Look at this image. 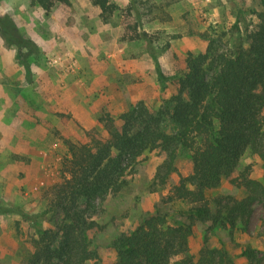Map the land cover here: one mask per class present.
Returning <instances> with one entry per match:
<instances>
[{"label":"rangeland","instance_id":"obj_1","mask_svg":"<svg viewBox=\"0 0 264 264\" xmlns=\"http://www.w3.org/2000/svg\"><path fill=\"white\" fill-rule=\"evenodd\" d=\"M113 1L119 10L103 23L88 0L55 2L48 14L34 0H0V264H24L36 226L51 227L52 213L36 223L26 217L46 208V191L61 181L64 140L85 142L84 131L92 128L105 136L99 117L108 114L120 125L118 117L139 103L156 115L173 94L172 85L161 88L157 81L148 41L131 37L144 32L152 48L167 44L157 60L172 77L185 69L189 53L205 52L203 36L221 39L222 50L237 42L246 48L255 24L251 11H263L260 0ZM236 21L239 31L233 29ZM15 38L29 44L18 45ZM163 159L160 150L143 153L126 187L106 198L94 217L102 229L90 234L100 259L87 264H114L111 242L144 217L160 213L170 225L189 222L182 211L190 204L166 199L191 174V161L177 151L175 171L165 185L152 186ZM246 166L249 178L264 187V165L249 151L236 171ZM205 196L216 213L218 199L240 201L247 192L222 178ZM201 249H224L235 264H264V198L253 203L247 221L238 217L234 226L224 216L216 223L196 220L189 253L197 259ZM245 249L249 257H239Z\"/></svg>","mask_w":264,"mask_h":264},{"label":"trees","instance_id":"obj_2","mask_svg":"<svg viewBox=\"0 0 264 264\" xmlns=\"http://www.w3.org/2000/svg\"><path fill=\"white\" fill-rule=\"evenodd\" d=\"M88 1L99 9L103 23L119 10L113 0ZM34 2L47 14L55 2L70 4L69 0ZM260 5L263 11H251L255 24L246 35V48L237 42L230 50H222L221 39L203 36L207 41L205 52L196 56L189 53L185 69L172 77L162 72L157 60V54L165 52L167 44L152 48L144 32L130 38L148 41L159 85L164 88L169 83L174 92L156 115L139 103L118 117L120 125L108 114L99 117L97 122L105 136L92 128L84 131L85 142L63 141L66 154L61 162V181L46 191V208L26 217L36 223L37 218L52 213V225L46 229L36 226L24 264L98 261L90 234L102 226L94 217L108 196L126 187L137 159L152 150L164 154L152 186L165 185L175 171L177 151L190 159L191 174L181 177L166 199L190 204L182 211L189 222L170 225L166 215L160 213L142 218L133 230L111 242L114 264H235L224 249H201L195 259L189 253V239L196 220L216 223L224 216L234 226L238 217L247 221L253 203L264 198V187L249 178L248 166L236 171L247 151L264 165V0ZM237 22L233 29L239 31ZM15 42L29 44L19 38ZM161 120H168L169 125H162ZM222 178L244 188L247 196L240 201L220 198L216 201L219 209L212 213L205 194L215 189ZM249 254L250 249H245L238 256L248 258Z\"/></svg>","mask_w":264,"mask_h":264}]
</instances>
